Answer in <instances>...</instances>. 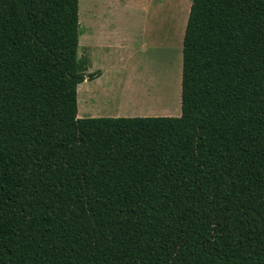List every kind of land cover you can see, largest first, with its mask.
Wrapping results in <instances>:
<instances>
[{
  "label": "trees",
  "instance_id": "obj_1",
  "mask_svg": "<svg viewBox=\"0 0 264 264\" xmlns=\"http://www.w3.org/2000/svg\"><path fill=\"white\" fill-rule=\"evenodd\" d=\"M78 0H0V264H264V0H191L178 116L78 117Z\"/></svg>",
  "mask_w": 264,
  "mask_h": 264
},
{
  "label": "rangeland",
  "instance_id": "obj_2",
  "mask_svg": "<svg viewBox=\"0 0 264 264\" xmlns=\"http://www.w3.org/2000/svg\"><path fill=\"white\" fill-rule=\"evenodd\" d=\"M190 3L191 0H78L79 23L86 26L82 31L89 35L78 49V57L84 59L86 68L95 69L102 58V52L96 47L101 36L94 37V28L99 31L102 28L101 21H96L100 19L99 14L109 17L111 28L117 29L112 35L114 50L109 56L112 62L122 64L128 71L141 65L142 73L135 77L133 86L112 88L110 108L113 111L149 114L156 110L159 113L155 115L140 116L179 115L181 35ZM151 82L156 87L151 86L146 94L144 88ZM169 108L170 115L161 114Z\"/></svg>",
  "mask_w": 264,
  "mask_h": 264
},
{
  "label": "crops",
  "instance_id": "obj_3",
  "mask_svg": "<svg viewBox=\"0 0 264 264\" xmlns=\"http://www.w3.org/2000/svg\"><path fill=\"white\" fill-rule=\"evenodd\" d=\"M116 2V7H118V2ZM113 6L114 3H113ZM103 13V11H102ZM100 19L96 20L97 23L99 21L102 25L101 30L94 28L95 34L94 37H100L101 41L96 43V47H98V50L102 52V58L99 61V63L96 65L95 69H87L86 73H92L94 71H98V75L89 80L85 79L81 83L77 85L76 88V101H77V116L78 117H106V116H112V117H118V116H140V115H155L157 112L156 110L148 112L149 114H145L146 112H119V111H113L110 108V103L112 102V96L111 91L112 88L119 85H134L136 79V76H140L142 72H140V66L141 65H135L132 68V71H128L127 67H123L122 64L117 63L115 65L112 62V59L109 58L110 54H112L111 51L114 50L113 43H112V35L114 31L117 29L111 28L112 22L108 18H103L101 14H99ZM81 29L86 26L81 25ZM116 29V30H115ZM89 35L82 31L78 38V44L79 48L82 45V43L85 41V39ZM182 36V35H181ZM119 51L123 53V49L119 48ZM127 71H125V69ZM142 69V68H141ZM151 85H147L144 88V92L148 94L151 91V86L156 87L155 83L151 82L149 83ZM174 112H176V108H174ZM161 114H171V109L165 110L164 113Z\"/></svg>",
  "mask_w": 264,
  "mask_h": 264
}]
</instances>
